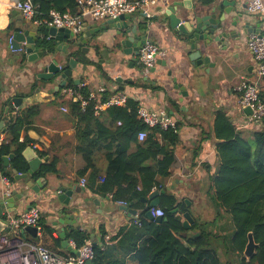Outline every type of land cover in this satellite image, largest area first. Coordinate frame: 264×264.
Returning <instances> with one entry per match:
<instances>
[{
    "label": "crops",
    "instance_id": "crops-1",
    "mask_svg": "<svg viewBox=\"0 0 264 264\" xmlns=\"http://www.w3.org/2000/svg\"><path fill=\"white\" fill-rule=\"evenodd\" d=\"M17 1L0 0V145L6 139L8 121L27 108L39 105L41 110L34 119L33 129L27 134L22 133L21 140L28 136L34 141L33 146L28 148H32L41 163L38 170L26 180H16L14 173L13 180L10 179V187L0 183V198L3 195L15 198V202L10 204L14 207V212L9 213L10 207H6L2 218L6 220L9 214L19 215L31 208H38L40 211L38 235L33 237L31 233L24 231L25 241L43 244L50 251L63 257L76 256L64 243L68 242L72 250H77L75 244L68 239V234L74 229L81 230L89 236L87 243L102 246L103 250L111 248L113 257L125 258L128 264H133L131 256L126 254L128 246L126 244L124 247L120 246L117 238L122 231L133 228L140 211L133 206V210L137 211V215L133 216L121 210L124 205L114 201L112 194H94L88 189L89 173L80 175L85 163L77 152L78 121L71 115L69 99L63 95L61 98L57 97V93L62 89L60 86L63 79L56 76L49 82L38 80L34 71L20 64L18 53L12 52L9 48V40L17 31L29 30L30 37L36 36L38 41L45 36L49 37L48 31L47 35H44L41 32L42 28L24 20L14 7ZM200 1L193 0L194 7L205 10L206 14H216L217 18L225 14L228 8L226 2H234L237 13L250 16L253 31L264 35V14L249 15L247 11L249 0H216L211 4ZM171 2L172 0H158L153 18L159 15V8L164 10ZM213 8L215 10L209 12ZM182 14H185V10H182ZM234 15L236 14H228L226 18L231 20ZM107 21L89 18L85 25L100 27ZM126 23L129 28H136L138 35L143 33L145 24L148 23L152 27L149 39L164 51L155 68L146 73L138 57L134 67H130L131 57L120 56V62L117 61L118 50L115 48L114 29L102 32L98 43L91 40L86 45L90 48L88 56L93 59L94 64L81 65L74 71L72 78L75 82L80 80L78 86L85 87L95 94H99L102 89H108L114 92V95L122 92L129 98L137 100L141 107L164 114L176 124L180 142L175 151L176 160L172 176L165 187L174 185L175 189L167 192H173L179 201L192 200L191 212L194 218H206L209 215L212 218L217 211L220 212L212 221L204 222L207 225L203 227L214 235L213 243L219 247L216 237L223 239L231 237L234 225L231 214L225 210H217L214 205L208 207L207 204V202L213 204L214 192L210 188L212 178L220 168L218 158L220 141L216 132L217 113H227L236 130L240 131L246 140L252 141L253 133L256 131L244 125L248 113L241 109L242 93L239 87L248 81L256 83L264 98V78L254 79L256 65L248 48L247 39L243 40L238 49H229L223 52L221 57L212 56L211 62L216 64L215 67L209 74L203 71L202 76L197 78L192 76L189 70L188 56L182 54L180 43L176 40V32L166 31L160 18L148 22L138 13L131 15ZM63 43L67 45L69 40H64ZM55 44L57 46L59 43ZM63 55L61 53L59 57L63 58ZM66 63L63 59L62 65L65 66ZM117 78H122L126 82H118ZM177 85L184 87L188 93L186 97L182 96L183 92L176 88ZM122 89L124 91H121ZM14 99L21 100L18 106ZM62 108H67L68 111L64 112ZM105 155V150H100L96 152L95 157L96 165L104 175L107 170ZM24 159L30 169L25 155ZM52 160L57 162L56 172L36 176L41 166ZM83 180L86 181L85 185L82 184ZM30 183L33 188H30ZM66 192H71L72 204L76 206L65 209L64 215H71L74 220L61 224L59 221L65 218L59 214L63 209L59 196L66 195ZM161 194L158 197L160 202ZM150 195L146 198L149 203L152 202ZM193 196H198V200ZM143 205L146 209V205L144 203ZM159 208H162L161 203ZM153 210L156 208H152L151 211ZM224 223L226 228L223 227ZM213 225L217 226V229H213Z\"/></svg>",
    "mask_w": 264,
    "mask_h": 264
},
{
    "label": "trees",
    "instance_id": "trees-1",
    "mask_svg": "<svg viewBox=\"0 0 264 264\" xmlns=\"http://www.w3.org/2000/svg\"><path fill=\"white\" fill-rule=\"evenodd\" d=\"M214 1L200 2L211 4ZM32 2L44 16L51 10L71 15L80 12L79 0ZM41 32L47 35L46 27ZM47 38L39 39L38 47L53 54L57 46ZM80 60L87 65L94 64L84 55ZM64 88L78 89L85 98H89L90 91L78 86L73 78H69L57 93L58 98L63 95ZM113 95L114 92L106 89L98 94L97 99L89 101L84 109L81 102L69 99V108L78 121L77 152L85 163L80 175L89 173L88 189L94 194H112L114 201L133 203L140 211L133 228L122 231L117 238L120 246H128L126 254L131 256L133 264H226L222 261V255L227 264H234L229 256L231 254L239 258H235L236 264H264V122L263 128L253 133V140L248 141L236 130L227 113H217L220 168L212 178V203L217 210L231 214L234 225L233 235L222 238L224 245L218 247L213 243L214 235L203 228L207 223H200L193 217L196 222L191 233L184 229L183 215L189 212L193 216L191 206L187 205L186 200L179 201L171 191L161 194V209L166 221L158 223L148 216L152 208L145 209L142 199L149 197L154 189L163 190L171 178L175 151L180 142L178 128L147 126L138 115L140 103L131 97L124 107L110 106L96 114L95 106L107 102ZM40 110L39 105L31 106L7 123L6 139L0 145V174L11 180L15 171L21 174L29 171L24 152L28 146H33L34 141L28 136L22 141L21 137L22 133L27 134L33 129L34 119ZM141 132L147 133L143 142L138 137ZM100 150L106 152L105 175L96 165V152ZM11 155L14 157L7 168L4 158ZM56 165V160L45 163L36 176L56 172ZM174 210L178 212L174 213ZM249 233H253L257 248L254 255L247 259L244 252ZM68 239L80 250L89 236L84 231L74 229L68 234ZM93 250L94 264H128L125 258L113 257L111 248L103 250L102 246H93Z\"/></svg>",
    "mask_w": 264,
    "mask_h": 264
},
{
    "label": "water",
    "instance_id": "water-1",
    "mask_svg": "<svg viewBox=\"0 0 264 264\" xmlns=\"http://www.w3.org/2000/svg\"><path fill=\"white\" fill-rule=\"evenodd\" d=\"M225 5L228 6L225 14L217 18L216 14H206L205 10L195 8L193 0H172L166 9L163 10V8H159V15L154 17L155 19L160 18L162 20L163 28L166 31L169 33L176 32V40L180 43L182 54L188 56V62L190 64L189 70L192 76L200 78L203 71L205 74H209L210 70L216 65L211 62L212 56L221 57L220 55L229 49H238L244 39L248 41L251 34L259 33L253 31L249 15V17H247L243 13L236 12L237 10L234 7V2H226ZM182 10H185L184 15L182 14ZM212 10L215 9H210L209 12H212ZM231 13H235L236 15H234L231 20H228L226 15ZM130 18L131 15L125 14L118 18L108 20L100 27H88L84 25L79 34H74L69 29L64 28H47L50 40L59 43L56 47V52L53 54L39 50L38 38L36 36L30 37L29 30L15 32L13 34L12 46L14 50L19 51L20 64L34 71L38 80L49 82L54 80L56 76H59L63 79V83L60 87H64L67 80L73 77L74 71L81 67V65L87 66V64L82 63L80 60L82 55L86 56V58L93 63V59L88 56L90 55V48H87L86 45L89 44L91 40L98 43L100 41L99 36L102 32L116 29L114 41L115 48L118 50L117 61L120 62V56L131 57L130 67H134L143 45L152 35V27L148 23L145 24L143 33L138 35L137 29L129 28L126 23ZM64 40H69V43L65 45L63 43ZM97 43L95 45H97ZM61 53L64 54L63 58L59 57ZM63 59L64 63L67 62L65 66L62 65ZM141 73L142 75L144 74V72ZM117 81L123 82L124 80L122 78H117ZM76 84H80V80L76 81ZM176 88L183 92L182 96L186 97L188 95L182 85H177ZM121 91H124V89ZM13 101L16 106L21 102L20 99H14ZM246 112L249 113L250 111L246 110ZM24 155L29 161L30 169L26 174L15 171V179L18 181L28 179L29 176L33 175L34 172L38 170L39 164L41 163L40 160L36 158L32 148L25 150ZM12 158L13 155L4 158L7 168H9ZM29 186L33 188L31 183ZM174 189L175 186L172 185L169 188H163L161 191H153L150 195V199H152L150 203L148 199L143 198L142 201L146 205V209L159 208L161 203L158 199L159 195ZM71 198V192H66V195L59 196V200L63 204V209L59 211V214L65 218V220L59 221L61 224L74 220L73 216L64 215L65 209L76 206L72 204ZM14 202V197L3 195L0 198V234L7 229L6 220L2 218L3 211L6 207H10L9 213H13L14 207L10 204ZM186 203L188 206L192 204L189 200H186ZM121 210L133 216L137 215V211L133 210V203L121 207ZM173 212L177 213L178 210H174ZM148 216L158 223L166 221L163 217H155L151 210H149ZM183 219L184 229L191 233V229L195 225V219L189 212L183 215ZM25 232H29L33 237H37L39 229L37 227L28 226ZM198 235L199 234H196L195 236ZM64 245L69 251L79 256V251L72 250L68 242H65ZM256 248L257 244L253 233H249L248 244L244 252L245 257L247 259L251 258ZM86 264L94 263L93 261H88Z\"/></svg>",
    "mask_w": 264,
    "mask_h": 264
},
{
    "label": "built area",
    "instance_id": "built-area-1",
    "mask_svg": "<svg viewBox=\"0 0 264 264\" xmlns=\"http://www.w3.org/2000/svg\"><path fill=\"white\" fill-rule=\"evenodd\" d=\"M80 12L76 15L62 14L58 11L51 10L49 14L44 16L40 13L37 7L34 6L31 0H18L14 7L18 10L24 20L34 24L38 28H58L69 29L74 34H79L85 25L87 19L92 20H111L120 17L121 15H134L140 13L148 22H152L154 11L158 5V0H79ZM249 15L264 14L263 0H249L247 5ZM50 40V38H47ZM13 37L9 40L10 50L18 53L12 46ZM248 48L251 51L253 61L256 65V74L258 78H264V35L253 33L248 40ZM164 51L158 47L151 39H147L143 45L138 61L144 71L148 73L155 68L159 58ZM102 89L100 93L104 92ZM239 91L242 93L240 106L242 111L249 110L245 127H251L255 131H260L263 128L264 122V100L261 96V90L256 83L244 82ZM64 97L74 99L81 102L84 109L89 101L97 99L98 94L93 91L89 92V98H85L78 89L64 88L62 91ZM128 96L122 92H117L107 102L98 103L95 106L96 114H99L103 109L110 106L124 107L127 103ZM62 111L67 112V108H62ZM139 118L144 124L153 128L161 127L163 129L176 128V124L168 119L164 114L156 113L141 107L138 111ZM121 123H119L120 125ZM139 141L143 142L147 138V133L139 134ZM0 183L10 187V179L3 174H0ZM83 180L82 184L85 185ZM121 205L127 206L125 202H120ZM155 217H163L164 212L157 208L152 211ZM40 221V211L38 208H31L19 215L9 214L6 223L7 229L0 234V264H86L88 261H93L94 250L93 246L86 243L79 251V256H60L50 251L43 244L30 243L25 241L22 233L26 227H37Z\"/></svg>",
    "mask_w": 264,
    "mask_h": 264
},
{
    "label": "rangeland",
    "instance_id": "rangeland-1",
    "mask_svg": "<svg viewBox=\"0 0 264 264\" xmlns=\"http://www.w3.org/2000/svg\"><path fill=\"white\" fill-rule=\"evenodd\" d=\"M255 80H258L259 78H258V76H257V74L255 75V78H254ZM188 196V195H187ZM189 197V196H188ZM193 198L194 199H196V200H198V196H193ZM207 204H208V207H210V206H212L213 204H211L210 202H207ZM208 214H210V213H208ZM217 214V213H216ZM216 214L215 215H213V217L211 218V215H209V217H206V218H197L198 220H199V222L200 223H204V222H210V221H212L213 220V218L214 217H216ZM224 222H225V220H223ZM217 224H218V222H217ZM216 224V225H217ZM218 226V225H217ZM217 226L215 227V225H213V229H217ZM220 226V225H219ZM226 226V224L224 223V226L223 227H225ZM226 228V227H225ZM224 228V229H225ZM214 231H217V230H214ZM219 233V232H218ZM216 237V236H215ZM215 241V240H214ZM216 241H217V244L219 245V247H223V245H224V243L222 242V238H219V237H216ZM226 243H227V241H226ZM223 252H225V250H223ZM230 256V259H232V261H234V264H236V261H235V258L238 260L239 258L238 257H236L235 255H233V254H231V255H229ZM221 258H222V261L224 262V263H226L227 264V261H226V259H225V256H221Z\"/></svg>",
    "mask_w": 264,
    "mask_h": 264
}]
</instances>
